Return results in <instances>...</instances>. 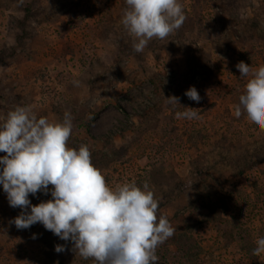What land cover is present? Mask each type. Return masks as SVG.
I'll list each match as a JSON object with an SVG mask.
<instances>
[{
	"label": "rangeland",
	"instance_id": "1",
	"mask_svg": "<svg viewBox=\"0 0 264 264\" xmlns=\"http://www.w3.org/2000/svg\"><path fill=\"white\" fill-rule=\"evenodd\" d=\"M179 2L182 27L137 53L125 0H0V119L17 106L51 122L69 112L68 146L87 145L109 186L147 182L176 228L157 264H264L252 254L264 237V129L234 115L247 83L236 65H264V0ZM193 86L199 103L184 95ZM183 106L200 118L177 119ZM20 211L0 185V264H93L40 223L18 230Z\"/></svg>",
	"mask_w": 264,
	"mask_h": 264
},
{
	"label": "clouds",
	"instance_id": "2",
	"mask_svg": "<svg viewBox=\"0 0 264 264\" xmlns=\"http://www.w3.org/2000/svg\"><path fill=\"white\" fill-rule=\"evenodd\" d=\"M120 23L133 38L132 48L142 52L153 38L166 39L179 30L186 16L179 0H125ZM236 68L247 78L234 115L264 129V65L253 69L244 61ZM199 103L196 88L184 93ZM173 106L179 97L165 98ZM177 119H199V109L184 107ZM73 123L65 112L60 122L37 117L30 106H17L0 119V185L9 205L21 209L11 223L18 230L40 223L61 240L72 243L71 251L93 264H157L156 249L171 238L174 228L159 214V201L147 182L109 186L94 166L87 145L69 147ZM49 185L52 188H49ZM38 192L51 199L33 205L29 195ZM35 238V234L33 235ZM66 250L56 245L57 253ZM252 254L264 255V237L256 240Z\"/></svg>",
	"mask_w": 264,
	"mask_h": 264
},
{
	"label": "trees",
	"instance_id": "3",
	"mask_svg": "<svg viewBox=\"0 0 264 264\" xmlns=\"http://www.w3.org/2000/svg\"><path fill=\"white\" fill-rule=\"evenodd\" d=\"M27 10H29V9H27Z\"/></svg>",
	"mask_w": 264,
	"mask_h": 264
}]
</instances>
